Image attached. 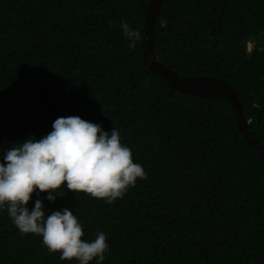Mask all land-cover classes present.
Wrapping results in <instances>:
<instances>
[{
	"label": "trees",
	"instance_id": "trees-1",
	"mask_svg": "<svg viewBox=\"0 0 264 264\" xmlns=\"http://www.w3.org/2000/svg\"><path fill=\"white\" fill-rule=\"evenodd\" d=\"M151 1L0 0V162L59 117L116 128L147 179L112 204L37 190L29 210L41 199L46 215L73 211L83 239L104 232L102 264H264L260 153L225 98L176 90L146 66ZM122 18L141 34L135 48ZM153 55L180 77L226 81L264 154V0H164ZM59 256L0 209V264H78Z\"/></svg>",
	"mask_w": 264,
	"mask_h": 264
},
{
	"label": "clouds",
	"instance_id": "clouds-1",
	"mask_svg": "<svg viewBox=\"0 0 264 264\" xmlns=\"http://www.w3.org/2000/svg\"><path fill=\"white\" fill-rule=\"evenodd\" d=\"M121 27L129 47L135 48L141 39L139 30H132L123 18ZM253 47L246 43L249 55ZM52 128L43 138H28L3 155L0 209L7 208L21 235L42 237L48 253H59L60 260L90 264L95 259L102 264L109 248L104 232L98 231L92 241L83 239V226L73 211L65 207L46 215L41 199L29 210L32 195L37 190L48 193L47 200L54 202L66 187L112 204L138 179H147V173L134 162L131 148L121 142L116 128L109 133L79 116L59 117Z\"/></svg>",
	"mask_w": 264,
	"mask_h": 264
},
{
	"label": "water",
	"instance_id": "water-1",
	"mask_svg": "<svg viewBox=\"0 0 264 264\" xmlns=\"http://www.w3.org/2000/svg\"><path fill=\"white\" fill-rule=\"evenodd\" d=\"M163 1L164 0H152L149 4L146 14V43L143 54L146 66L152 72L162 77L170 87L176 90L201 97L221 96L225 98L232 105L240 132L246 138L249 144L254 146L259 151L264 163V154L262 153L261 146L249 132L248 123L245 120L239 97L226 81L211 76H194L183 78L180 77L173 69L159 62L154 57V27L156 17L161 10Z\"/></svg>",
	"mask_w": 264,
	"mask_h": 264
}]
</instances>
